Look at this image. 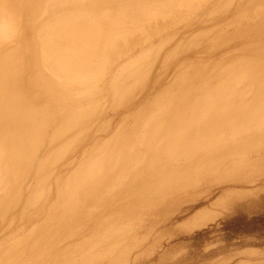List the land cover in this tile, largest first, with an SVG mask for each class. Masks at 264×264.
Returning a JSON list of instances; mask_svg holds the SVG:
<instances>
[{"label": "bare ground", "instance_id": "obj_1", "mask_svg": "<svg viewBox=\"0 0 264 264\" xmlns=\"http://www.w3.org/2000/svg\"><path fill=\"white\" fill-rule=\"evenodd\" d=\"M250 48L264 0H0V264H94L130 211L255 162L264 66L232 62ZM52 184L49 224L12 239Z\"/></svg>", "mask_w": 264, "mask_h": 264}, {"label": "rangeland", "instance_id": "obj_2", "mask_svg": "<svg viewBox=\"0 0 264 264\" xmlns=\"http://www.w3.org/2000/svg\"><path fill=\"white\" fill-rule=\"evenodd\" d=\"M243 46L254 48L255 44ZM238 52L224 50L209 60ZM257 52L252 49L232 58L240 74L253 72L257 78L262 73L259 70L264 66V55ZM202 65L200 59L195 60L188 66L187 75ZM249 157L255 162L233 172L231 180L217 182L215 175L183 192L130 211L121 221L132 227L121 235L114 251L94 264H264V148L249 153ZM41 186L48 190L50 184L42 182ZM56 190L52 184L41 212H27L20 220L15 219V226L22 224V229L16 230L12 239L23 237L38 225L49 224L53 214L48 205ZM200 210H205L207 218L198 226H185ZM69 240H60L58 247L68 245Z\"/></svg>", "mask_w": 264, "mask_h": 264}]
</instances>
